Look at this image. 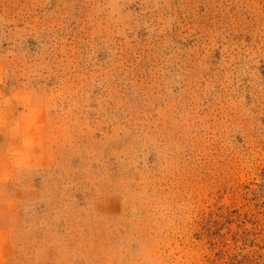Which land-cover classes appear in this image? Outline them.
I'll return each instance as SVG.
<instances>
[{
    "label": "rangeland",
    "instance_id": "obj_1",
    "mask_svg": "<svg viewBox=\"0 0 264 264\" xmlns=\"http://www.w3.org/2000/svg\"><path fill=\"white\" fill-rule=\"evenodd\" d=\"M0 264H264V0H0Z\"/></svg>",
    "mask_w": 264,
    "mask_h": 264
}]
</instances>
